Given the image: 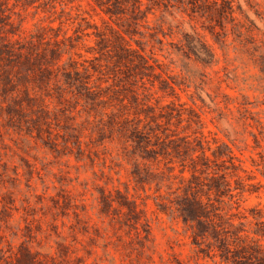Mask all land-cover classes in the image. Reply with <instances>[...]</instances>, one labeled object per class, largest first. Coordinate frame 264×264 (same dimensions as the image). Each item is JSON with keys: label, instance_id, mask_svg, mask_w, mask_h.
Returning a JSON list of instances; mask_svg holds the SVG:
<instances>
[{"label": "rangeland", "instance_id": "obj_1", "mask_svg": "<svg viewBox=\"0 0 264 264\" xmlns=\"http://www.w3.org/2000/svg\"><path fill=\"white\" fill-rule=\"evenodd\" d=\"M0 264H264V0H0Z\"/></svg>", "mask_w": 264, "mask_h": 264}, {"label": "trees", "instance_id": "obj_2", "mask_svg": "<svg viewBox=\"0 0 264 264\" xmlns=\"http://www.w3.org/2000/svg\"><path fill=\"white\" fill-rule=\"evenodd\" d=\"M258 233H260V232H258Z\"/></svg>", "mask_w": 264, "mask_h": 264}]
</instances>
